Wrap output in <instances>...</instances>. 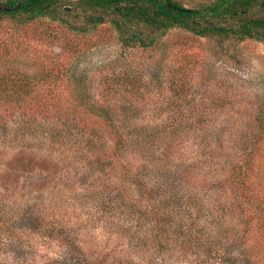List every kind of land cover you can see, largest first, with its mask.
Returning <instances> with one entry per match:
<instances>
[{
    "label": "rangeland",
    "instance_id": "1",
    "mask_svg": "<svg viewBox=\"0 0 264 264\" xmlns=\"http://www.w3.org/2000/svg\"><path fill=\"white\" fill-rule=\"evenodd\" d=\"M59 11L0 16V229L17 208L51 234L74 232L83 252H119L131 237L113 227L136 224L132 203L156 224L144 201L158 194L173 199L157 206L174 210L172 225L192 211L229 232L227 255L242 239L264 264V42L177 27L142 47L111 18L90 23L101 12L79 0Z\"/></svg>",
    "mask_w": 264,
    "mask_h": 264
},
{
    "label": "trees",
    "instance_id": "2",
    "mask_svg": "<svg viewBox=\"0 0 264 264\" xmlns=\"http://www.w3.org/2000/svg\"><path fill=\"white\" fill-rule=\"evenodd\" d=\"M70 0H3L4 5L16 8L3 14H25L28 17H46L61 19L60 6ZM84 6L101 12V15H91L90 23L103 24L106 18H111L119 30L125 44H138L142 47H152L159 36L167 34L172 28H184L194 34L206 37H224L227 39L254 38L264 42V16H256L255 10H264V0H214L198 8H185L177 0H79ZM133 26L149 30L146 36ZM95 108L99 107L93 105ZM113 133L117 137L116 147L123 148L125 138L107 116ZM261 122V115L256 117ZM259 132L255 133L257 136ZM98 172V171H97ZM144 201L151 206L147 215L154 214L157 223L148 226L144 215L138 216L137 204L132 203L131 222L115 229L124 231L131 237L122 249L101 254L90 255L81 249L74 232L69 229L58 234H51L49 224L38 218H28L21 210H13L7 221L8 228L0 229V256L12 253L10 247L18 239V248L14 255L1 258V264H252L249 249L241 239L242 248L235 254L227 255V241L223 228L201 226L190 211L189 221L184 225L171 224L176 214L163 213L160 216L157 206L166 208L172 200L159 199L158 194ZM161 202L158 204V202ZM126 205V204H124ZM136 208V209H135ZM158 209V210H157ZM134 212V213H133ZM173 213V214H172ZM2 215V214H1ZM219 215V214H218ZM3 216V215H2ZM7 216V215H6ZM217 218V217H216ZM164 219V220H162ZM167 219V220H166ZM214 221V220H213ZM217 222V220H216ZM177 223V222H176ZM195 223V225H194ZM194 227H191L193 226ZM29 227V228H28ZM52 228V226H51ZM221 233V235H220ZM237 241V240H236Z\"/></svg>",
    "mask_w": 264,
    "mask_h": 264
},
{
    "label": "water",
    "instance_id": "3",
    "mask_svg": "<svg viewBox=\"0 0 264 264\" xmlns=\"http://www.w3.org/2000/svg\"><path fill=\"white\" fill-rule=\"evenodd\" d=\"M14 9H18V7H16V8H10V7L6 6V5L0 4V11L10 12V11H13Z\"/></svg>",
    "mask_w": 264,
    "mask_h": 264
}]
</instances>
